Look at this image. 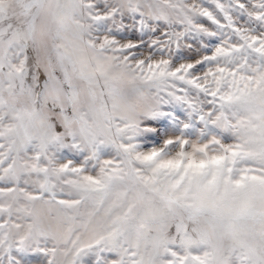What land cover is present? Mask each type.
I'll use <instances>...</instances> for the list:
<instances>
[{"label": "snow or ice", "instance_id": "1", "mask_svg": "<svg viewBox=\"0 0 264 264\" xmlns=\"http://www.w3.org/2000/svg\"><path fill=\"white\" fill-rule=\"evenodd\" d=\"M0 264H264V0H0Z\"/></svg>", "mask_w": 264, "mask_h": 264}]
</instances>
